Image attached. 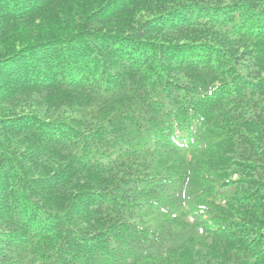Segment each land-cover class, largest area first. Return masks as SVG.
I'll return each instance as SVG.
<instances>
[{
    "label": "trees",
    "instance_id": "trees-1",
    "mask_svg": "<svg viewBox=\"0 0 264 264\" xmlns=\"http://www.w3.org/2000/svg\"><path fill=\"white\" fill-rule=\"evenodd\" d=\"M0 264H264V0H0Z\"/></svg>",
    "mask_w": 264,
    "mask_h": 264
}]
</instances>
